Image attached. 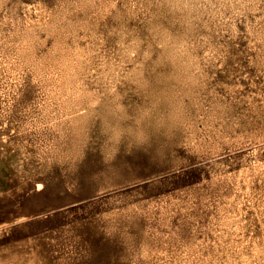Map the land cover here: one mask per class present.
I'll return each mask as SVG.
<instances>
[{
    "label": "rangeland",
    "instance_id": "obj_1",
    "mask_svg": "<svg viewBox=\"0 0 264 264\" xmlns=\"http://www.w3.org/2000/svg\"><path fill=\"white\" fill-rule=\"evenodd\" d=\"M0 264H264V0H0Z\"/></svg>",
    "mask_w": 264,
    "mask_h": 264
}]
</instances>
